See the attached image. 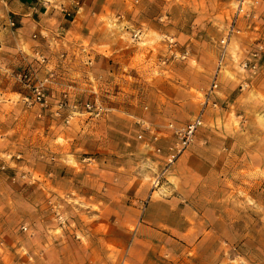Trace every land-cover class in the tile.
<instances>
[{"label":"rangeland","instance_id":"1","mask_svg":"<svg viewBox=\"0 0 264 264\" xmlns=\"http://www.w3.org/2000/svg\"><path fill=\"white\" fill-rule=\"evenodd\" d=\"M13 2L27 0H0L4 28L18 26L2 12ZM72 2L104 10L84 29L82 83L46 34L28 62L0 49V264H264V0H249L224 56L238 0ZM23 70L55 74L51 107L25 100ZM214 79L217 107L168 165L166 124L192 120ZM64 92L106 110L68 124Z\"/></svg>","mask_w":264,"mask_h":264},{"label":"crops","instance_id":"2","mask_svg":"<svg viewBox=\"0 0 264 264\" xmlns=\"http://www.w3.org/2000/svg\"><path fill=\"white\" fill-rule=\"evenodd\" d=\"M72 1L56 0L58 4H50L27 0V3L13 2L7 4V8H2L4 13L6 10L13 12L18 25L14 29L7 26L4 28L2 24H6V22L0 21V40L2 41L0 49H7L9 46L11 50V55L6 53L5 56H14L16 65L19 62L30 61L27 56L32 53L33 45L38 43L32 39V36L37 34L40 37L42 34H46L52 44L51 51L48 50L50 53L58 55V46L62 52L65 51L69 54L66 58L52 56L53 64L59 66L60 72L65 78L75 77L79 83H82L84 65L82 56H80V45L82 42L92 41L91 34L85 33L84 29L85 27L91 29L92 21L95 19L94 15L104 13V10L103 7L97 9L87 6L76 9ZM61 3H64V6ZM68 14H75L74 19L71 21L67 19ZM40 40H42L41 37ZM44 42L42 40V43ZM44 45L46 44L44 43ZM1 54L0 56H2ZM74 54L76 56H72Z\"/></svg>","mask_w":264,"mask_h":264},{"label":"built area","instance_id":"3","mask_svg":"<svg viewBox=\"0 0 264 264\" xmlns=\"http://www.w3.org/2000/svg\"><path fill=\"white\" fill-rule=\"evenodd\" d=\"M248 6L249 0H238L236 16L232 24L231 30L227 34V37L222 40L224 49L222 56H224L225 54L229 36H232V34L235 32H240V30H236L238 18L242 15H251V12H247ZM253 16L255 17L256 15L253 14ZM0 18H2L1 15ZM6 19L8 20V24L10 27H14L16 25L11 15H8ZM34 37H37V34H35ZM80 49L86 53V63L88 65H91L93 63V58L89 53L88 48L81 44ZM35 57L40 63H46L47 61L46 55L39 50L35 51ZM221 64L222 59L220 61V65ZM16 75L20 81L26 83L30 90L29 95L25 98V100L29 104H38L40 107L45 109L52 106L53 95L49 91V85L53 83L55 75L54 73H49L47 76L39 78L31 70H23L22 72H18ZM217 87V79H214L204 94V100L201 109L192 120L185 124H177L172 121H169L166 124L165 128L171 131L175 137V142H173V144L169 146V157L167 162L168 165L173 164L177 160V158L194 142L198 130L204 124V115L207 107L210 105L217 107V102L212 100V97L215 94ZM55 107V114L59 117H62L63 120L68 124L71 123V121L77 115L89 114L90 116L98 117L106 110L105 106L98 99L94 101H86L81 105L72 102L71 95L69 92H64L62 97L56 100ZM142 123L146 125L147 129L151 128L150 124H148L147 122L142 121ZM139 137L142 138L143 135L140 134ZM159 138V135L153 136V139L156 142L159 140ZM156 150L157 152H162L163 148L161 146H158Z\"/></svg>","mask_w":264,"mask_h":264}]
</instances>
